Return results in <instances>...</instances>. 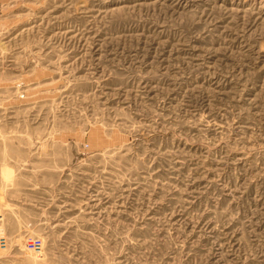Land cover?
Wrapping results in <instances>:
<instances>
[{
  "label": "rangeland",
  "instance_id": "rangeland-1",
  "mask_svg": "<svg viewBox=\"0 0 264 264\" xmlns=\"http://www.w3.org/2000/svg\"><path fill=\"white\" fill-rule=\"evenodd\" d=\"M0 264H264V0H0Z\"/></svg>",
  "mask_w": 264,
  "mask_h": 264
}]
</instances>
